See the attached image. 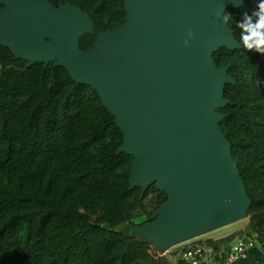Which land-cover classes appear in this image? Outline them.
Wrapping results in <instances>:
<instances>
[{
  "label": "trees",
  "instance_id": "obj_1",
  "mask_svg": "<svg viewBox=\"0 0 264 264\" xmlns=\"http://www.w3.org/2000/svg\"><path fill=\"white\" fill-rule=\"evenodd\" d=\"M47 1H66L93 20V33L79 40L84 52L97 33L125 23L124 0ZM244 14L227 9L223 16L240 48L213 54L234 80L223 90L230 104L216 111L251 201L246 216L263 219L264 54L244 47ZM26 64L0 46V264H171L131 233L167 197L154 185L128 189L134 157L118 152L123 135L115 117L96 91L54 62ZM259 230L246 233L264 257ZM240 234L204 242L210 256Z\"/></svg>",
  "mask_w": 264,
  "mask_h": 264
},
{
  "label": "water",
  "instance_id": "obj_2",
  "mask_svg": "<svg viewBox=\"0 0 264 264\" xmlns=\"http://www.w3.org/2000/svg\"><path fill=\"white\" fill-rule=\"evenodd\" d=\"M258 1L124 0L125 23L106 31L93 54L78 47L94 31L78 7L0 0V46L25 67L54 62L96 91L123 135L118 152L134 157L128 189L156 182L167 197L131 229L157 253L239 221L250 207L216 111L230 104L223 90L234 80L213 54L240 48L225 10L252 14Z\"/></svg>",
  "mask_w": 264,
  "mask_h": 264
},
{
  "label": "rangeland",
  "instance_id": "obj_3",
  "mask_svg": "<svg viewBox=\"0 0 264 264\" xmlns=\"http://www.w3.org/2000/svg\"><path fill=\"white\" fill-rule=\"evenodd\" d=\"M0 28H1V24H0ZM111 31H109V32H111ZM106 35H107V33H105V32H100V33H97L95 35V38H94L92 44L90 45V52L89 53L97 54V52H98V43H100V40L102 39V37H104ZM0 37H1V34H0ZM152 185H154L155 189L157 188L156 187V182H154V184H152ZM159 193H161V192H159ZM145 222H146L145 218L144 217H140L139 219H137L135 221V223L137 225H133V228L141 227L143 224H145ZM253 225H256V226L261 228V230H259L258 233L264 234V218L262 219L261 217H258V218L254 217V218L250 219L249 217L245 216L244 218L240 219L239 221H236L234 223H231V224L222 226L220 228H217L215 230H212V231L208 232L205 235H201V236H198L196 238L190 239V240H188L186 242L174 245V246H172L171 248L168 249L166 254L169 256V258H171L177 264H185V262H183V260L178 259V256H177V252H178V250L180 248L186 247V245L190 246L194 242H197V243L198 242H203L204 243V242H206L205 238H207V237L211 238L212 240H219V239H221L223 237H227V236H230V235H233V234H238L239 232H241L240 235H242L243 237H247L246 228L248 226H253ZM131 233L134 235L132 230H131ZM134 237H135V235H134ZM203 239H204V241H202ZM140 243H142V242H140ZM152 251H153V249H152ZM153 252L157 253V252H155V250ZM158 255H160V253H157V256Z\"/></svg>",
  "mask_w": 264,
  "mask_h": 264
},
{
  "label": "built area",
  "instance_id": "obj_4",
  "mask_svg": "<svg viewBox=\"0 0 264 264\" xmlns=\"http://www.w3.org/2000/svg\"><path fill=\"white\" fill-rule=\"evenodd\" d=\"M254 242L248 237L237 235L228 244L227 251L224 253L222 262L219 264H239L244 259L247 252L254 248ZM167 253V251H166ZM165 253V254H166ZM178 259L183 262H190L192 264H213L214 257L210 256V249L205 244H193L190 246L182 247L177 252ZM171 264L174 261L168 257ZM260 264V263H254Z\"/></svg>",
  "mask_w": 264,
  "mask_h": 264
},
{
  "label": "clouds",
  "instance_id": "obj_5",
  "mask_svg": "<svg viewBox=\"0 0 264 264\" xmlns=\"http://www.w3.org/2000/svg\"><path fill=\"white\" fill-rule=\"evenodd\" d=\"M256 18L255 21L253 18ZM223 19V17H222ZM242 28V40L244 47L255 49L257 52L264 54V0H260L257 10L252 14L245 13L240 21ZM192 32L189 31L188 37H192ZM188 44V40H185Z\"/></svg>",
  "mask_w": 264,
  "mask_h": 264
},
{
  "label": "crops",
  "instance_id": "obj_6",
  "mask_svg": "<svg viewBox=\"0 0 264 264\" xmlns=\"http://www.w3.org/2000/svg\"><path fill=\"white\" fill-rule=\"evenodd\" d=\"M207 234V233H206ZM205 235V234H204ZM223 238H225V237H223ZM223 238H221V239H223ZM206 240L205 241H207V240H212L211 238H209V237H207V238H205ZM220 240V239H219ZM202 241H204V239L202 240ZM216 241V240H215ZM199 243H201V244H205V243H203V242H194V243H192V244H199ZM191 244V245H192ZM189 245V244H188ZM187 246V245H186ZM224 253L225 252H221V251H217L216 252V254H215V257H214V263L213 264H219V263H221L222 262V259H223V256H224ZM163 255V256H162ZM158 258H164L165 259V261H168V255L167 254H160V255H158L157 256ZM169 262V261H168ZM170 263V262H169ZM175 264H177L176 262H174ZM254 263H260V264H264V257L262 256V254L260 253V251H259V249L256 247V246H254V248H252V249H250L248 252H247V254H246V256L244 257V259L243 260H241L240 261V263L239 264H254ZM166 264V263H165ZM185 264H192V263H190V262H186L185 261Z\"/></svg>",
  "mask_w": 264,
  "mask_h": 264
}]
</instances>
